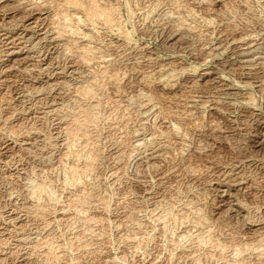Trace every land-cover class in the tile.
<instances>
[{
    "label": "rangeland",
    "instance_id": "1",
    "mask_svg": "<svg viewBox=\"0 0 264 264\" xmlns=\"http://www.w3.org/2000/svg\"><path fill=\"white\" fill-rule=\"evenodd\" d=\"M96 1L0 0V264H264V0Z\"/></svg>",
    "mask_w": 264,
    "mask_h": 264
},
{
    "label": "bare ground",
    "instance_id": "2",
    "mask_svg": "<svg viewBox=\"0 0 264 264\" xmlns=\"http://www.w3.org/2000/svg\"><path fill=\"white\" fill-rule=\"evenodd\" d=\"M66 1H67V3L68 4H70L71 6H74L75 8H77V9H79V8H81V9H83V10H86L85 12H87L88 13V15H89V20L88 21H90V18L92 19V17H96V18H98L97 16H100V17H104L106 20L105 21H112L109 17H111V15H110V13H111V11H109L110 13H109V15H108V11H107V9L106 10H104V9H102L101 7L102 6H99L98 5V3H97V1L96 0H89L91 3H90V5H89V7L88 8H86L85 7V5L83 4V0H65V3H66ZM99 1V0H98ZM87 2H88V0H87ZM85 3V2H84ZM67 4V5H68ZM86 5H88V4H86ZM69 6V5H68ZM108 7V6H107ZM111 10V9H110ZM68 12V11H67ZM69 14V13H68ZM87 15V14H86ZM65 16V15H64ZM67 16V15H66ZM91 16V17H90ZM68 17V16H67ZM87 17V16H86ZM112 18V17H111ZM88 19V18H87ZM65 20V19H64ZM69 20V19H68ZM92 22H94V21H92ZM87 90H89V88L87 89ZM84 92H85V90H84ZM89 93H90V91H89ZM85 94H87V93H85ZM90 94H92V93H90ZM84 120H86V119H84ZM83 120V121H84ZM95 120V119H94ZM78 121V120H77ZM87 123V122H86ZM75 124V123H74ZM77 124V123H76ZM81 125H83L82 123H80ZM84 126V125H83ZM86 127V126H85ZM71 128V127H70ZM75 129H76V127H74ZM77 129H83V128H80V126H79V128H77ZM87 130V129H86ZM74 132H78V133H80L78 130L77 131H74ZM84 132V131H83ZM71 133H73V132H71ZM78 133H75V134H78ZM78 136V135H77ZM81 137V136H80ZM78 146V145H77ZM69 147H72V145L71 146H69ZM78 154V153H77ZM75 155V154H74ZM86 161V160H85ZM89 163V162H88ZM92 165V164H91ZM88 166V165H87ZM86 167V166H85ZM72 169V168H71ZM84 171H85V169H83ZM71 171V170H70ZM75 171H77V170H75ZM84 171H81L82 173H79V174H81V176H82V174H84L83 172ZM86 171H88V169L86 170ZM73 174H75L74 172H72ZM71 173V174H72ZM77 173V172H76ZM87 173V172H86ZM85 175V174H84ZM72 176V175H71ZM73 176H75V177H80V175H73ZM74 179V178H73ZM77 179V178H76ZM72 181V180H71ZM71 181H69V182H71ZM79 181V180H78ZM73 182V181H72ZM76 182V181H75ZM74 183V182H73ZM76 183H78V182H76ZM79 184H80V182H79ZM78 185V184H77ZM85 185V184H84ZM40 186V185H39ZM43 186V185H42ZM82 186V185H81ZM44 187V186H43ZM42 188V187H41ZM35 189H37V188H35ZM49 190V189H48ZM83 191V190H82ZM52 193V192H51ZM50 193V194H51ZM42 194V193H41ZM49 194V195H50ZM34 195V194H33ZM51 196V195H50ZM80 196V195H79ZM75 197H76V195H75ZM74 197V198H75ZM79 198V197H78ZM81 198V197H80ZM77 200H79V199H77ZM85 200V199H84ZM54 201V200H53ZM80 205V204H79ZM250 210V209H249ZM163 221V220H162ZM257 246V245H256ZM245 248V247H244ZM261 249V248H260ZM255 250V249H254ZM263 250V249H262ZM245 251V250H244ZM247 251V250H246ZM262 259V258H261ZM264 262V261H263Z\"/></svg>",
    "mask_w": 264,
    "mask_h": 264
}]
</instances>
